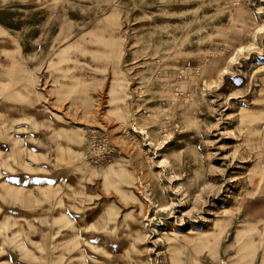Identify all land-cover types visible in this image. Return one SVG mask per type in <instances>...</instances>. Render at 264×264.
Instances as JSON below:
<instances>
[{"label":"rangeland","instance_id":"obj_1","mask_svg":"<svg viewBox=\"0 0 264 264\" xmlns=\"http://www.w3.org/2000/svg\"><path fill=\"white\" fill-rule=\"evenodd\" d=\"M0 264H264V0H0Z\"/></svg>","mask_w":264,"mask_h":264}]
</instances>
